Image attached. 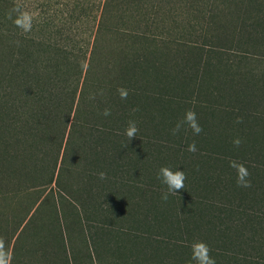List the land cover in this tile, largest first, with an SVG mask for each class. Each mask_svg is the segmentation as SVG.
Wrapping results in <instances>:
<instances>
[{
	"label": "trees",
	"instance_id": "1",
	"mask_svg": "<svg viewBox=\"0 0 264 264\" xmlns=\"http://www.w3.org/2000/svg\"><path fill=\"white\" fill-rule=\"evenodd\" d=\"M262 49L264 0H0V238L12 262L77 264L70 235L88 223L136 233L98 237L99 264L97 247L126 264H196L197 241L216 264L264 258V77L226 57ZM189 109H206L209 127L173 135ZM161 167L187 177L167 201Z\"/></svg>",
	"mask_w": 264,
	"mask_h": 264
},
{
	"label": "clouds",
	"instance_id": "2",
	"mask_svg": "<svg viewBox=\"0 0 264 264\" xmlns=\"http://www.w3.org/2000/svg\"><path fill=\"white\" fill-rule=\"evenodd\" d=\"M19 13L17 18L14 20V23L17 27H19L24 32L31 31L32 28V20L33 16L26 12L20 11L19 7L15 9ZM120 98L122 100H126L128 97L127 89L120 88L118 89ZM103 115L109 116L111 112L109 109H105ZM242 122L240 118L237 119V123ZM187 124L189 128L192 129L194 135H199L203 129L200 126L197 115L195 111L189 109L184 114V119L181 122H178L175 128L172 130L173 135L177 134L182 125ZM138 127L135 121H129L128 127L125 129V135L131 141L133 138H137ZM233 144L236 147H239L241 144V140L239 138L233 141ZM189 152H196L197 148L195 143L188 145ZM229 166L236 170V178H237V185L239 187H251V181L249 179L250 173L247 167L243 163H237L236 161H230ZM100 179H105L106 174L101 172L99 173ZM186 175L184 171L176 170L173 171L168 167H161L158 174V179L166 185L167 192L162 195V199L167 201L169 194L176 195L185 187V180ZM192 248V255L191 259L196 262V264H216L215 258L210 255L211 249L210 247L203 241L194 242L191 246ZM11 254L5 247V241L0 238V264H11Z\"/></svg>",
	"mask_w": 264,
	"mask_h": 264
},
{
	"label": "rangeland",
	"instance_id": "3",
	"mask_svg": "<svg viewBox=\"0 0 264 264\" xmlns=\"http://www.w3.org/2000/svg\"><path fill=\"white\" fill-rule=\"evenodd\" d=\"M230 53L231 52H229L228 55ZM233 55L234 56H226V57H229L231 59H235L237 62H240L241 65L245 68L254 69L255 73L264 77V49L257 51V52H253V54H251L252 56H242L240 54H233ZM205 110L206 109H202L201 114L198 116L201 119L198 121H200V123H203L205 126L207 125L206 127L208 128L210 125L208 123V122H210L209 121L210 119H209L207 113L205 112ZM206 122H207V124H205ZM63 151H64V149H62L61 154H60V162L62 160ZM50 164L52 166L53 161H51ZM49 165L47 166V168H48L47 172L49 171V169H51V166L49 168ZM59 167L60 166H58V168ZM57 172H58V170H57ZM57 172H56V175H57ZM249 173H251V172H249ZM261 174H264V173H261ZM255 176H258V174L256 173ZM66 181H67V178H65V176H64L63 182H66ZM52 188H53L52 191H54V195L56 196V198L58 200L61 201V203L64 205L66 211L67 212L73 211V200L69 196H67L63 191H60V189H58V187L55 185V183L53 184ZM48 192H50V189L46 190L45 194H47ZM30 200L31 199H28V202ZM96 206L101 207L103 205L100 206L98 204ZM100 213H103V212H100ZM133 213H136V211H134ZM77 218H78L77 216L72 217V219H77ZM86 228L88 231L84 232L82 228L75 227L73 232L70 235L72 238L71 243L74 247L73 255L75 254V259L77 261V264H95V263H97L98 257H97L96 252H95V245L97 243L98 237H99L100 241H103V244H104V243H107V241H108V233L112 232L111 234H114L113 230H122V231H127V232H130V231L134 232L133 229L124 230L121 227H115V226L111 227V225H107V224L98 225L96 223H93V224L88 223ZM134 234H136V233L134 232ZM72 245L70 244V247H72ZM245 246H247V245H245ZM5 247L10 252L11 257L13 258V242L10 245V248H8L6 245H5ZM256 247L259 249V251L263 252L262 256H264V243L263 244L259 243L258 245H256ZM105 249H107V248L103 247L100 250V248L97 247V250H99L100 252L104 251L103 257L105 258V260H103V264H126L124 261H118V259H116V257L113 259L112 254H110L109 257L107 258V255H106L107 253L105 252ZM34 250H36V246L35 247L33 246L32 241L30 239V241H28V263L29 262L30 263L36 262V259H35L36 256L34 254L32 255ZM107 250L112 252L111 248L107 249ZM12 258H11V264H18L17 262H15V263L12 262ZM97 264H99V263H97ZM252 264H264V258H261L259 260H255Z\"/></svg>",
	"mask_w": 264,
	"mask_h": 264
}]
</instances>
